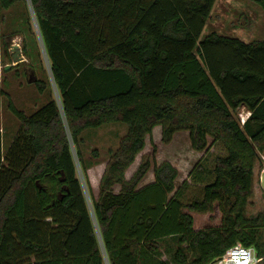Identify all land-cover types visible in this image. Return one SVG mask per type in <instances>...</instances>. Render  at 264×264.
<instances>
[{"label":"trees","instance_id":"obj_1","mask_svg":"<svg viewBox=\"0 0 264 264\" xmlns=\"http://www.w3.org/2000/svg\"><path fill=\"white\" fill-rule=\"evenodd\" d=\"M216 1L0 0V48L4 12L23 6L51 73L35 85L56 91L26 114L0 86V109L8 98L20 122L5 154L0 130V264H214L238 243L264 264V214L246 215L264 153V39L203 36ZM251 1L264 13V0ZM116 122L128 130L96 198L81 135ZM159 125L165 142L187 129L196 149L209 138L223 145L201 196L170 195L178 170L169 162L150 183L141 186L149 159L124 181ZM216 207L221 224L195 229L192 213Z\"/></svg>","mask_w":264,"mask_h":264},{"label":"rangeland","instance_id":"obj_2","mask_svg":"<svg viewBox=\"0 0 264 264\" xmlns=\"http://www.w3.org/2000/svg\"><path fill=\"white\" fill-rule=\"evenodd\" d=\"M243 14L250 20L245 22L247 23L245 26ZM3 15L5 19L2 30L6 42L0 48V86L9 94L18 109L31 114L56 96L54 88H48L44 93H40L35 85L39 79L51 81L49 64L35 21L26 14L23 6L4 12ZM263 21V11L251 0H217L203 36L211 31H217L245 42L260 40L264 39ZM15 46H18V51ZM14 55L19 59L18 61H14ZM7 66H9L8 70H6ZM238 115L239 118L245 117L247 112L240 109ZM19 126V120L8 109V98L4 97L0 109L3 154L10 148ZM127 130L125 124L116 122L103 124L98 128H89L81 135L80 149L84 166L96 198L99 195L102 177L112 159L111 150L115 151L119 147ZM225 154L223 145L213 143L212 138L208 139L205 150L196 149L192 145L190 131L187 129L177 131L170 141L165 142L163 126L159 125L147 135L144 149L137 154L134 163L126 170L123 178L124 181H129L140 164L149 159L152 166L143 179L142 186L154 180L156 166L169 162L178 170L175 189L170 195L178 191L180 198L188 202L194 196L202 195L203 187L213 179L216 157ZM262 172H264V153L260 155L255 165L253 197L246 209L248 217L264 214V190L260 181ZM79 174L83 178L81 170ZM119 188L120 186L117 185L116 189ZM221 208L216 207L214 211L207 213L193 212L195 229L221 224L223 215ZM261 232L264 238V228ZM169 242L167 247L175 249L174 243ZM167 255L168 260L172 261V254L168 252ZM214 264H222V262Z\"/></svg>","mask_w":264,"mask_h":264},{"label":"built area","instance_id":"obj_3","mask_svg":"<svg viewBox=\"0 0 264 264\" xmlns=\"http://www.w3.org/2000/svg\"><path fill=\"white\" fill-rule=\"evenodd\" d=\"M240 118H242V122L245 121V117L241 116ZM259 261L255 248L244 246L241 243L230 248L221 258L222 264H257Z\"/></svg>","mask_w":264,"mask_h":264},{"label":"water","instance_id":"obj_4","mask_svg":"<svg viewBox=\"0 0 264 264\" xmlns=\"http://www.w3.org/2000/svg\"><path fill=\"white\" fill-rule=\"evenodd\" d=\"M36 28H37V24L35 25ZM15 49L18 51V46H15ZM19 59L17 58L16 55H14V61H18ZM9 69V66H7L6 70ZM62 180H64V178H62ZM261 187L263 188L264 190V172H262V175H261ZM219 261H221V259H219Z\"/></svg>","mask_w":264,"mask_h":264},{"label":"crops","instance_id":"obj_5","mask_svg":"<svg viewBox=\"0 0 264 264\" xmlns=\"http://www.w3.org/2000/svg\"><path fill=\"white\" fill-rule=\"evenodd\" d=\"M208 25V24H207ZM242 110H245L247 112V115L245 116V120L247 119V117L249 116V110H247L246 108L244 107H241ZM240 110V109H239Z\"/></svg>","mask_w":264,"mask_h":264}]
</instances>
